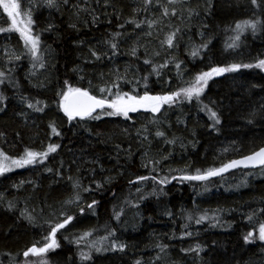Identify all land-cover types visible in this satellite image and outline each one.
Instances as JSON below:
<instances>
[{
    "label": "trees",
    "instance_id": "1",
    "mask_svg": "<svg viewBox=\"0 0 264 264\" xmlns=\"http://www.w3.org/2000/svg\"><path fill=\"white\" fill-rule=\"evenodd\" d=\"M20 3L31 11L44 67L18 32L0 33V151L20 158L58 147L0 175V264H20L67 216L49 264H264V166L181 179L264 147V70L241 67L210 79L199 102L180 98L127 118L103 109L93 113L99 119L69 121L58 95L65 81L98 98L108 96L100 88L115 93L113 84L121 93L167 95L212 67L255 65L264 59V0ZM246 20L259 23L236 41V24ZM141 176L148 179L132 183Z\"/></svg>",
    "mask_w": 264,
    "mask_h": 264
},
{
    "label": "snow or ice",
    "instance_id": "2",
    "mask_svg": "<svg viewBox=\"0 0 264 264\" xmlns=\"http://www.w3.org/2000/svg\"><path fill=\"white\" fill-rule=\"evenodd\" d=\"M67 2V0H65ZM147 2H151V0H147ZM169 4H174L176 0H168ZM253 4H256V0H251ZM49 7L55 6V0H47ZM0 8L3 9V12L7 14L8 20L11 21L9 27H0V33L2 32H18L20 37L24 41L25 47H27L28 52L31 55V58L34 62H39L40 67H44V63L42 62V57L38 54L40 52V38L39 36H34L31 31V25L33 23L31 18V12H23L21 11V4L18 0H0ZM164 14H168V10H164ZM175 15V13H172ZM257 22H252L249 20L243 21L242 23L236 24L237 36L235 40L238 41L240 39L239 33L243 32L246 28H251L255 31ZM139 27V24H137ZM174 35V34H173ZM173 36H169L167 39V43L169 46H172ZM236 44H230L229 47H235ZM114 48L115 45H112ZM94 56L95 52L92 53ZM198 53L194 51L192 53L193 56ZM99 59V57H97ZM16 59H20L19 56ZM147 63V61H145ZM179 67V65H177ZM243 68H259L264 70V59L259 60L255 65L253 64H231L225 67H212L208 71H203L199 75L195 76L194 79L190 82L187 87H181L178 91L172 92L167 95H149L145 92L143 95L138 94H129L127 92L121 93L119 90L118 84H113L112 88H116L117 91L115 93L112 92L111 88H100L99 91L101 93H108V96L97 97L92 94L89 90L83 89L80 87H73L65 81L66 91L61 90L58 95H60L61 100L59 102V107L63 111L64 115L67 116L69 121L76 119L79 117L81 120L85 118L89 119H99L98 115L94 116L93 113H96L97 110H103L105 108L111 109L110 112L107 113L109 116L114 115H122L124 117H128L129 113H135L140 109H144L146 111H151L152 113H157L160 111L163 105H171L177 99L183 98L188 101H191L195 98L199 102V98L204 93V90L208 84V81L213 77L223 75L227 72H237ZM4 73L0 72V77H3ZM3 80H0L2 83ZM111 97V98H108ZM3 97H0L2 100ZM28 107H34L33 104L29 103ZM207 108V106H205ZM37 111H41L42 109H36ZM210 112V118L214 119L215 123H219V119L216 116V113L208 109ZM52 131L59 135L56 132L55 127H52ZM157 135H163L162 133H157ZM58 145H49L47 151L45 152H33L29 150H25L23 156L19 159H13L7 156L3 151H0V175L5 172L12 171L13 168H22L27 165L33 164L37 161L38 158L43 160L48 156L49 153L55 152ZM264 165V147L260 148L258 151L254 152L252 155L245 156L240 160H232L226 164H223L220 168H213L207 170L205 173L200 174L199 170H197L196 175H186L181 177L182 180H193V181H204L209 179L210 177L221 175L227 172L230 169L236 168L238 166L248 167L250 165ZM148 179V177H138L137 181H132V183H137L139 181H143ZM175 179V177H173ZM166 180H162L161 183H165ZM139 191V189H137ZM91 207V205H89ZM264 211V210H262ZM31 219V217H29ZM73 217L67 216L63 222H56L54 224L49 225V231L46 236H44V243L40 246V242L34 243L31 247H29L26 251L23 252V257H25V264H30L28 261V257H42L50 250L55 249L59 245L57 244L56 234L66 227L71 221ZM205 219L204 216H201L197 223H200L201 220ZM251 219V217H250ZM91 233H85L81 239H85L87 236H90ZM253 233L249 232L245 237V241L248 242L249 237H252ZM107 239V237H105ZM259 239L264 241V223L259 225ZM90 247H95L96 251H100L99 247H96V242H93L89 245ZM116 245H113V249H115ZM121 250H123V245L119 246ZM82 259H90L88 253H81ZM39 264H46V261H40ZM139 264V262H137Z\"/></svg>",
    "mask_w": 264,
    "mask_h": 264
},
{
    "label": "rangeland",
    "instance_id": "3",
    "mask_svg": "<svg viewBox=\"0 0 264 264\" xmlns=\"http://www.w3.org/2000/svg\"><path fill=\"white\" fill-rule=\"evenodd\" d=\"M18 2L20 3V0H18ZM21 4V3H20ZM21 11H22V13L23 12H27V11H30V10H26L22 5H21ZM31 12V11H30ZM6 14V13H5ZM32 18V17H31ZM32 21H33V19H32ZM8 23V24H7ZM7 24V26H10V24H11V21L10 20H8V18H7V14H6V16H2V17H0V25H6ZM33 25H34V23H32V25H31V31H32V34L34 35V36H37L36 35V33L34 32V28H33ZM3 78H4V76L3 77H0V80H3ZM153 96H156V95H153ZM163 107V106H162ZM161 107V108H162ZM140 110H144V109H140ZM108 111H111V109L110 110H103V114L105 115V114H107L108 113ZM47 149H48V147L46 148L45 147V149H44V147H43V149H41V150H38V151H33V152H45V151H47ZM7 155V154H6ZM8 156V155H7ZM10 157V156H9ZM11 158H13V159H19V158H14V157H11ZM45 160V158L43 159V160H41L40 158H38L37 159V161L35 162V163H38V162H43ZM35 163H33V164H35ZM33 164H30V165H33ZM30 165H27V166H30ZM27 166H25V167H27ZM25 167H22V168H13V170L12 171H8V172H5V173H3L4 175H6V174H8V173H11V172H14V171H18V170H22L23 168H25ZM264 242V241H263ZM116 245V244H115ZM96 246L97 247H100V244L97 242L96 243ZM116 248H118V245H116V247H115V249ZM28 259V261L30 262V264H39V262L40 261H46V264H49V262H48V260H47V256H46V254L44 255V256H42V257H33V256H30V257H28L27 258ZM20 264H25V260L24 261H21L20 262Z\"/></svg>",
    "mask_w": 264,
    "mask_h": 264
},
{
    "label": "water",
    "instance_id": "4",
    "mask_svg": "<svg viewBox=\"0 0 264 264\" xmlns=\"http://www.w3.org/2000/svg\"><path fill=\"white\" fill-rule=\"evenodd\" d=\"M99 110V109H98ZM97 110V111H98ZM77 118H79V117H77ZM259 150V149H258ZM257 150V151H258ZM256 152V151H255ZM250 155H252V154H250ZM249 156V155H248ZM240 159H242V158H240ZM240 159H237V160H240ZM262 166H264V165H260V164H256V165H250V166H248V167H244V166H238V167H236V168H248V169H255V168H259V167H262ZM236 168H233V169H236ZM233 169H230V170H233ZM230 170H228V171H230ZM227 171V172H228ZM226 173V172H225ZM224 174V173H223ZM222 175V174H221ZM219 176V175H218ZM214 177H216V176H214ZM211 178V177H210Z\"/></svg>",
    "mask_w": 264,
    "mask_h": 264
}]
</instances>
